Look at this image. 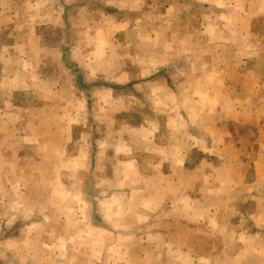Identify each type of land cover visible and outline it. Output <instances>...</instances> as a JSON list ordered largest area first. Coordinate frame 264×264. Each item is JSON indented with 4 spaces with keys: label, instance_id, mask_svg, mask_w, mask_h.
<instances>
[{
    "label": "crops",
    "instance_id": "1",
    "mask_svg": "<svg viewBox=\"0 0 264 264\" xmlns=\"http://www.w3.org/2000/svg\"><path fill=\"white\" fill-rule=\"evenodd\" d=\"M62 6L0 0V264H264V0L199 4L211 15L150 55L148 75L166 62L164 103L102 143L100 182L76 165L74 183L61 159L80 158L75 126L94 120L69 114L65 86L56 104L40 49ZM233 126L257 129L259 148Z\"/></svg>",
    "mask_w": 264,
    "mask_h": 264
},
{
    "label": "rangeland",
    "instance_id": "2",
    "mask_svg": "<svg viewBox=\"0 0 264 264\" xmlns=\"http://www.w3.org/2000/svg\"><path fill=\"white\" fill-rule=\"evenodd\" d=\"M206 1L77 0L75 4L66 6V0H63L62 11L56 10L52 14L55 20L45 29V46L40 45V49H44L46 58L44 64H40H43V74L58 77L53 79L60 83L54 91L56 104L59 103L57 87L65 86L62 88L63 92L68 90L69 98H74L78 104L76 108L70 109L69 114L94 120L87 125L75 126V131L80 135L78 142L81 155L80 158L70 156L61 159L67 168L66 172L63 171V180L68 178L67 182L74 183L73 178L77 177L75 180L85 182L87 176L83 170L77 175H71L68 168L88 165L89 179L100 182L102 171L99 168L103 163L100 154L105 151L102 143H107L110 136L116 138L119 124L125 126L120 131L134 132L146 119H151L154 110L150 106L155 98L157 100L153 106L160 107L164 103L160 102V99L166 96L159 92L161 85L152 82L159 78L166 79V62L164 58L163 61H158V67L152 69L154 73L148 75L151 73L150 55L157 51L167 52L168 38L175 36V40L180 42L183 36H188L182 31V23L194 22L202 15L208 17L210 13H204L198 7ZM203 36H206V33L201 34L200 38ZM175 47L181 53L184 51L181 45ZM75 69L82 73L85 81L119 84L124 88L116 89L104 85L90 92L81 90L77 87L78 74ZM167 79L171 85L172 79L169 76ZM174 82L173 80V84ZM131 83L132 86L129 85ZM151 83L154 86L152 90L159 93H153L149 87L143 88L142 91L134 88L135 84L149 86ZM88 101L91 104L88 105ZM154 127L156 125H148L152 130ZM157 127L160 128L159 125ZM231 130L243 135L251 148H259L256 145L261 143L262 139L257 129L233 126ZM250 136L255 137L256 143L249 141ZM91 151V155L86 156L85 152ZM52 180L51 176L46 181ZM98 195L95 193L94 197Z\"/></svg>",
    "mask_w": 264,
    "mask_h": 264
},
{
    "label": "trees",
    "instance_id": "3",
    "mask_svg": "<svg viewBox=\"0 0 264 264\" xmlns=\"http://www.w3.org/2000/svg\"><path fill=\"white\" fill-rule=\"evenodd\" d=\"M71 65H73V64H71ZM75 71L77 72V74H78V76H77V84H78V86L81 88V89H83V90H89V89H91L92 87H95V86H103V85H110L111 87H113V88H116V89H123L124 88V86L123 85H119V84H104L103 82L102 83H92V84H89V83H87L85 80H84V78H83V75H82V73L80 72L79 73V71H78V69H75ZM129 85H133V83H131V84H129Z\"/></svg>",
    "mask_w": 264,
    "mask_h": 264
}]
</instances>
